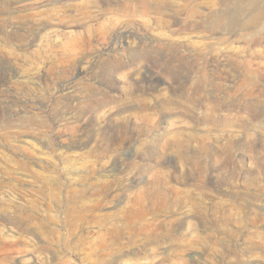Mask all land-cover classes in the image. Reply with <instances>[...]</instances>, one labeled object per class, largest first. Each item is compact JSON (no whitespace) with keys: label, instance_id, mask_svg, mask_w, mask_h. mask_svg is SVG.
<instances>
[{"label":"rangeland","instance_id":"obj_1","mask_svg":"<svg viewBox=\"0 0 264 264\" xmlns=\"http://www.w3.org/2000/svg\"><path fill=\"white\" fill-rule=\"evenodd\" d=\"M221 1L0 0V264H264V38Z\"/></svg>","mask_w":264,"mask_h":264},{"label":"bare ground","instance_id":"obj_2","mask_svg":"<svg viewBox=\"0 0 264 264\" xmlns=\"http://www.w3.org/2000/svg\"><path fill=\"white\" fill-rule=\"evenodd\" d=\"M221 2H222V5L224 6L223 10L219 11L217 13H211V15L208 17L209 27L212 28L214 31H223V32L224 31H230L231 33H236L239 31H246V32L247 31H253V33H255V35H256V37L254 39L255 42L260 43L261 40L264 38V0H222ZM97 30H95L93 28L92 29L88 28L87 34L93 36L96 34L95 32ZM261 32L263 33L262 34L263 36H261V38H260L258 36L260 35ZM242 36L244 37V35H242ZM242 39H244V38H242ZM85 41L86 40L84 38V41L80 42L79 45L77 42L76 46L78 45L79 49L82 48L86 44ZM62 43L56 42V41H54V42L53 41L52 42L47 41V44L45 43V45L41 48L42 50L38 51L39 55L41 57H43V59L46 58L47 60H49V62L59 61L58 63L61 62L60 64H63L65 62V63H69L72 65V63H74L76 56H77L76 50L74 52L73 48H67L68 45L65 46ZM0 51L3 53H6L7 55L8 54H10V55L14 54L11 50H8V47H6V46H4L3 49H0ZM257 52L264 56V50L263 51H257ZM12 56H14V55H12ZM257 66H259V67H257V71L259 72L260 76L264 77V68H262V66H260V65H257ZM180 68H181V70L185 69V68L190 69L189 67L186 66V64H181ZM249 68H251V67H249ZM246 74H245V76H246ZM249 75H248V79L249 78L251 79L253 74L250 75L251 77H249ZM248 81H250V80H248ZM208 84L209 83H192V89L196 93H203L204 87ZM218 89H220V87L217 88V91H219ZM239 92H243L247 95H254V94H256V92H260V94L261 93L264 94V83H257V81L256 82H250V83H243V82L239 83V88L236 90V93H239ZM28 156H29V158H34V157L38 156V153L35 154L32 151L31 153L28 154ZM4 160H5L4 162L6 164L12 163V160L10 158L4 157ZM14 166L17 167V168L14 167L15 169H19V170L26 172V173H31L35 178L38 179V181H40L44 184V187L39 188V190H36V192L41 193V195H45L46 192H48L50 197H55L56 194L53 191V189L51 188L52 187L51 186V180L48 179V177L43 176L42 173L35 171L29 162L21 160V161L17 162ZM6 173H7V175L13 177L14 171L13 170H7ZM17 179H18V181L22 180L21 178H17ZM0 244H2L3 247L5 245H7V240H6L3 232L0 235ZM0 249H2V248H0Z\"/></svg>","mask_w":264,"mask_h":264}]
</instances>
